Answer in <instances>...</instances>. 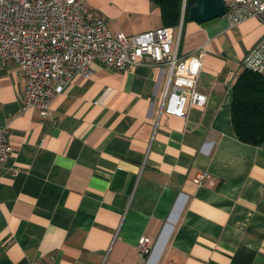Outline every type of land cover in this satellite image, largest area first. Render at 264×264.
<instances>
[{"label": "crops", "instance_id": "1", "mask_svg": "<svg viewBox=\"0 0 264 264\" xmlns=\"http://www.w3.org/2000/svg\"><path fill=\"white\" fill-rule=\"evenodd\" d=\"M87 4L113 34L165 26L154 0ZM184 9L180 56L204 50L208 99L182 117L161 110L166 68L95 62L44 118L23 108L24 74L0 58V132L14 150L0 175V264H264V144L242 142L233 120L264 24L184 23Z\"/></svg>", "mask_w": 264, "mask_h": 264}, {"label": "built area", "instance_id": "2", "mask_svg": "<svg viewBox=\"0 0 264 264\" xmlns=\"http://www.w3.org/2000/svg\"><path fill=\"white\" fill-rule=\"evenodd\" d=\"M225 17L232 25L250 18L264 24V0H227ZM180 45L181 34L176 39L169 26L141 34H113L108 19L87 0H0V58L21 68L27 83L23 108L35 109L44 118L52 117L54 100L76 76L91 75L95 62L120 72L142 64L166 68L161 110L182 117L188 104L204 106L208 98L197 91V84L205 52L182 58ZM243 64L264 77V36ZM13 153L8 130H3L0 175ZM206 176L201 173L196 180L202 182ZM138 249L148 253L150 240L141 239Z\"/></svg>", "mask_w": 264, "mask_h": 264}, {"label": "trees", "instance_id": "3", "mask_svg": "<svg viewBox=\"0 0 264 264\" xmlns=\"http://www.w3.org/2000/svg\"><path fill=\"white\" fill-rule=\"evenodd\" d=\"M154 1L162 9L165 26L176 28L180 24L184 5L186 4V23L189 20V8L196 5L198 0ZM233 120L236 133L242 142L254 146L264 144V77L246 68L236 82Z\"/></svg>", "mask_w": 264, "mask_h": 264}, {"label": "water", "instance_id": "4", "mask_svg": "<svg viewBox=\"0 0 264 264\" xmlns=\"http://www.w3.org/2000/svg\"><path fill=\"white\" fill-rule=\"evenodd\" d=\"M227 0H198L196 5L189 8L188 19L192 22L204 24L224 17ZM186 9V4L184 5Z\"/></svg>", "mask_w": 264, "mask_h": 264}, {"label": "rangeland", "instance_id": "5", "mask_svg": "<svg viewBox=\"0 0 264 264\" xmlns=\"http://www.w3.org/2000/svg\"><path fill=\"white\" fill-rule=\"evenodd\" d=\"M182 15H183V11H182ZM181 19H182V17H181ZM180 22H183V19Z\"/></svg>", "mask_w": 264, "mask_h": 264}]
</instances>
